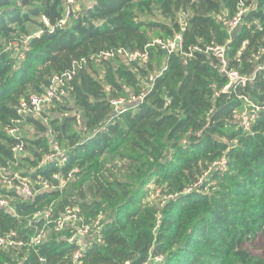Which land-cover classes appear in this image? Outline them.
<instances>
[{"label":"trees","instance_id":"trees-1","mask_svg":"<svg viewBox=\"0 0 264 264\" xmlns=\"http://www.w3.org/2000/svg\"><path fill=\"white\" fill-rule=\"evenodd\" d=\"M66 5L0 0V169L14 185H0L14 210L0 209V237L23 243L0 249V264H264V0H89L68 12ZM241 11L229 34L226 22ZM156 14L164 20L143 17ZM155 29L161 41L181 33V50L154 44ZM214 46L227 48L228 69L247 77L245 85L229 84L204 52ZM119 50L148 58L128 62ZM107 52L116 56L102 57ZM68 71L71 106L54 102L40 119L18 114L22 100ZM130 96L141 99L122 110L111 104ZM245 106L253 109L248 130ZM56 107L62 114L51 117ZM54 145L60 155L44 163ZM109 157L121 167L107 170ZM23 162L33 169L23 172ZM56 175L67 181L62 189ZM22 180L34 198L17 193ZM46 182L56 188L45 191ZM75 208L78 227L90 230L77 261L70 229L33 245L45 214L56 220ZM99 212L106 217L97 220Z\"/></svg>","mask_w":264,"mask_h":264},{"label":"built area","instance_id":"built-area-1","mask_svg":"<svg viewBox=\"0 0 264 264\" xmlns=\"http://www.w3.org/2000/svg\"><path fill=\"white\" fill-rule=\"evenodd\" d=\"M243 11L238 13V15L228 22H226V28L229 34H232L241 24ZM185 17L183 19L184 25ZM66 20L63 21L65 23ZM184 29V28H183ZM154 44H157L166 51L168 54L173 52H177L181 50L183 47V39L182 34H176L175 38L169 39L167 41H155ZM153 44V45H154ZM150 45H148L149 47ZM16 47V46H15ZM198 50V49H197ZM200 50V49H199ZM201 51V50H200ZM205 53L212 54L215 58L218 59L219 65L221 67V72L225 74L229 79V84L239 83L241 85H245L248 81L247 77L240 75L235 70H229L227 64V48L225 46H214L207 47L204 50ZM118 54H121L125 60L128 62L142 60L146 61L148 58L147 51L145 52H127L125 50H119ZM23 56V55H22ZM116 56L115 52H107L102 54L104 58H113ZM260 70H264V63L260 66ZM74 71H68L62 75H56L50 84V86L46 89V91L41 95H31L28 99H24L20 102L17 112L18 114L25 118H34L40 119L43 116V113L47 112V110L51 107V104L54 102H63V100L68 96V88L67 83L73 79ZM234 74V75H233ZM151 80V78L149 79ZM141 98L137 96L130 97H121L119 99H113L111 101L112 106L116 110H122L128 106L136 104ZM246 101H248L246 99ZM252 107L253 104H250ZM244 118V126L248 130L251 127V122L249 120V116L243 115ZM16 123H20L17 121ZM8 133L12 136H15L18 132L17 129H11ZM54 152L47 156L44 163L50 160H54L60 155V150L57 145L53 146ZM24 151V145L22 143L15 146L12 150L15 158L20 156ZM65 161V158H64ZM55 179L60 180V189L67 185V181L60 179L59 175L55 176ZM13 179L8 176L6 170L4 168L0 169V185H3L4 188L9 191L14 187ZM45 191L54 190L56 186H50L48 182L44 184ZM17 193L22 196L25 200H30L35 197L33 189L31 187V183L27 180H22V184L15 187ZM0 209L6 210L10 212V214H14V210L12 207L11 200L8 199L6 194L0 192ZM45 219L47 220L44 226L37 232L36 236L32 239V243L35 246L40 245L44 240L47 239L48 235L52 232L62 233L67 229L71 230L73 233V237L69 240L70 242L75 241L77 245L80 247L74 253V259L77 261L82 256V248H84L88 243V234L89 227L88 226H80L78 227V223L80 221L79 217V209H68L65 214L56 220H51V214H45ZM15 234L7 235L4 237H0V249H10L23 246V243L17 242L15 240ZM77 239V240H76ZM42 261V260H41ZM75 261V262H76ZM77 263V262H76Z\"/></svg>","mask_w":264,"mask_h":264},{"label":"rangeland","instance_id":"rangeland-1","mask_svg":"<svg viewBox=\"0 0 264 264\" xmlns=\"http://www.w3.org/2000/svg\"><path fill=\"white\" fill-rule=\"evenodd\" d=\"M67 1H68L69 4L72 5V7L69 8V6L66 5V10H65L66 12H68L69 11L68 9H71V8H73L74 10H77L79 8V6H81V5H88V3H89V0H67ZM143 17L144 18H148V19H152L154 17H157V18L162 19L161 16L160 15H157V14L155 16H153V17L152 16L151 17L143 16ZM162 20H164V19H162ZM148 34H149L150 39H151L152 42H155L157 40H163V39L166 38L163 32H161L160 30H156V29L155 30H148ZM2 49L7 51V50L10 49V47H8L5 43H3ZM161 61L162 62L165 61V58H161ZM63 103L65 105H68V106H71L72 105V103H70L69 97L67 99H64L63 100ZM58 110H59L58 107H56L55 109H53V112L51 113V117H60L62 113H61L60 110L59 111ZM252 111H253V109L250 106H245L241 110V114H243L245 116H249L252 113ZM69 114H71V112H67V115H69ZM76 129H78V128H76ZM24 134L26 136H28L29 138L33 137L32 133L24 132ZM111 158L112 157H109L107 159L113 160ZM120 162L122 163V161H120V159L114 158V160L111 161L110 164H107V170L112 171L113 166H118V168H120L121 167V163ZM20 167H21V169H22L23 172L31 171L33 169L32 166H31V164H29L27 162H23ZM106 173H108V171H106ZM113 173H116V171L113 172ZM149 189H151V191H149V193H148V197H150L149 200H155L156 198H158V196H157L158 194L153 191L154 190V187L153 186H150ZM100 212L98 213V215H99L98 218H97L98 215H95L96 217L95 216H91L90 217V220H95L96 218H97V220H99L100 218H105L106 217L105 216V213H104V217H103V216H101L102 214ZM104 221H105V219H104Z\"/></svg>","mask_w":264,"mask_h":264},{"label":"clouds","instance_id":"clouds-1","mask_svg":"<svg viewBox=\"0 0 264 264\" xmlns=\"http://www.w3.org/2000/svg\"><path fill=\"white\" fill-rule=\"evenodd\" d=\"M240 7L243 8V5L241 4ZM243 11H247V9H243ZM245 43H247V42L245 41Z\"/></svg>","mask_w":264,"mask_h":264}]
</instances>
